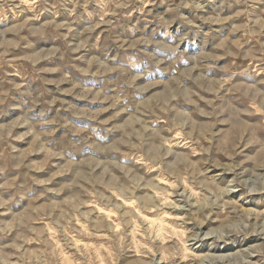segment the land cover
<instances>
[{
    "label": "rangeland",
    "instance_id": "374dc122",
    "mask_svg": "<svg viewBox=\"0 0 264 264\" xmlns=\"http://www.w3.org/2000/svg\"><path fill=\"white\" fill-rule=\"evenodd\" d=\"M205 263L264 264V0H0V264Z\"/></svg>",
    "mask_w": 264,
    "mask_h": 264
},
{
    "label": "bare ground",
    "instance_id": "6f19581e",
    "mask_svg": "<svg viewBox=\"0 0 264 264\" xmlns=\"http://www.w3.org/2000/svg\"><path fill=\"white\" fill-rule=\"evenodd\" d=\"M106 214H107V213H106ZM108 215H109V214H108ZM108 215L106 216V218L109 217ZM116 227H117V226H116ZM91 248H92V247H91ZM98 255H99V254H98ZM98 255H97V256H98ZM103 257H104V256H103ZM96 259H97V258H96ZM205 264H206V263H205Z\"/></svg>",
    "mask_w": 264,
    "mask_h": 264
}]
</instances>
